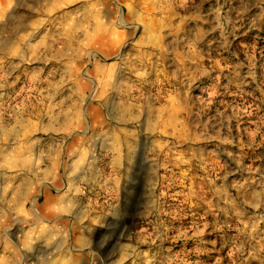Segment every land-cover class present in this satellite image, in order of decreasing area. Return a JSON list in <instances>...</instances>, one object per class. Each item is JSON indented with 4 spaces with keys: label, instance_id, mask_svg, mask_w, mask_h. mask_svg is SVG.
Returning a JSON list of instances; mask_svg holds the SVG:
<instances>
[{
    "label": "rangeland",
    "instance_id": "obj_1",
    "mask_svg": "<svg viewBox=\"0 0 264 264\" xmlns=\"http://www.w3.org/2000/svg\"><path fill=\"white\" fill-rule=\"evenodd\" d=\"M115 144L163 163L144 198ZM221 220L245 255L264 240V0H0V264Z\"/></svg>",
    "mask_w": 264,
    "mask_h": 264
},
{
    "label": "crops",
    "instance_id": "obj_2",
    "mask_svg": "<svg viewBox=\"0 0 264 264\" xmlns=\"http://www.w3.org/2000/svg\"><path fill=\"white\" fill-rule=\"evenodd\" d=\"M131 107L132 101L129 107L125 104V113L132 110ZM169 107V102L159 106L161 110ZM112 148L114 157L111 165L112 170L115 171L113 180L119 184H122V180L128 182V187L119 185L121 190L119 189L118 192L130 189V192H134L131 195L144 198L146 188L142 183L147 181L151 167L156 168L157 175L163 176L162 169L160 172L158 170L163 163L156 161L153 164L152 159L142 157L129 161L125 147L115 144ZM120 170L124 171L126 178L118 179ZM140 205L143 207L142 204ZM232 226L233 224L225 220L204 223L205 229L211 231L210 234L205 233L204 238L200 240L189 236L186 241H181L179 232H173L171 238L165 237L163 224L117 221L101 228L98 246L95 241L90 244L83 239L81 249L78 251L80 253L71 255L73 259L70 261L74 264H92L90 258H93L94 264H169V262L171 264H264V249H261L264 240L259 239L255 253L245 255L243 245L239 243L242 240L238 241L235 234L228 239L227 230ZM176 230L178 231L179 227ZM77 241L80 242L79 239ZM71 257L67 253L61 254L60 264H69L68 259ZM51 261L45 257L44 264L47 262L52 264Z\"/></svg>",
    "mask_w": 264,
    "mask_h": 264
}]
</instances>
